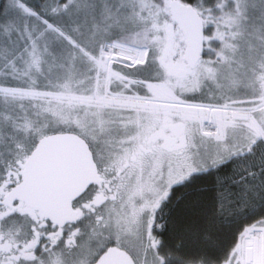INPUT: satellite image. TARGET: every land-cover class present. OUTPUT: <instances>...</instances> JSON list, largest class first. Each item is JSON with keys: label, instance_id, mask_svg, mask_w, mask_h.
Segmentation results:
<instances>
[{"label": "snow or ice", "instance_id": "1", "mask_svg": "<svg viewBox=\"0 0 264 264\" xmlns=\"http://www.w3.org/2000/svg\"><path fill=\"white\" fill-rule=\"evenodd\" d=\"M0 264H264V0H0Z\"/></svg>", "mask_w": 264, "mask_h": 264}]
</instances>
